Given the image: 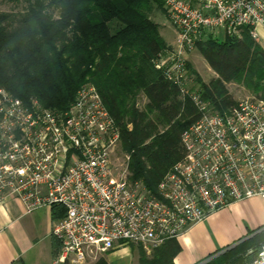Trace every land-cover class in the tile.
I'll return each mask as SVG.
<instances>
[{
    "label": "built area",
    "instance_id": "2783aa9c",
    "mask_svg": "<svg viewBox=\"0 0 264 264\" xmlns=\"http://www.w3.org/2000/svg\"><path fill=\"white\" fill-rule=\"evenodd\" d=\"M175 32L154 61L200 116L182 134L184 157L155 193L117 165L118 127L97 90L84 84L65 112L24 103L0 89V203L24 213L58 207L52 264H93L126 246L147 253L211 214L248 199L264 200V97L241 99L220 114L202 101L186 56L211 38L239 37L264 24V0H161ZM122 153V152H121ZM124 154V153H123ZM252 264H264V248Z\"/></svg>",
    "mask_w": 264,
    "mask_h": 264
},
{
    "label": "trees",
    "instance_id": "16d2710c",
    "mask_svg": "<svg viewBox=\"0 0 264 264\" xmlns=\"http://www.w3.org/2000/svg\"><path fill=\"white\" fill-rule=\"evenodd\" d=\"M8 1L24 9L0 12V89L62 113L81 86L92 85L118 127L129 178L155 193L184 157L181 136L200 116L155 68L167 48L160 25L150 18L153 4L162 6L161 0ZM195 50L216 77L202 82L189 63L188 73L214 111L222 114L235 104L229 85L264 97V50L247 30L221 42L208 38ZM139 97L145 100L142 107ZM52 209L62 216L61 208ZM131 248L137 264H174L180 252L176 239L149 255ZM262 248L264 226L200 264H252ZM93 264L108 263L101 256Z\"/></svg>",
    "mask_w": 264,
    "mask_h": 264
},
{
    "label": "crops",
    "instance_id": "0c3cea01",
    "mask_svg": "<svg viewBox=\"0 0 264 264\" xmlns=\"http://www.w3.org/2000/svg\"><path fill=\"white\" fill-rule=\"evenodd\" d=\"M255 34L254 40L264 50V24L256 27ZM60 212L42 207L26 214L17 199L0 203V264H52L58 242L51 235V229L61 217ZM263 226L264 200L253 198L232 204L184 231L176 239L180 252L173 263L200 264L219 250L250 237V233ZM120 253L131 256L127 247L103 256L108 264H112Z\"/></svg>",
    "mask_w": 264,
    "mask_h": 264
},
{
    "label": "rangeland",
    "instance_id": "374dc122",
    "mask_svg": "<svg viewBox=\"0 0 264 264\" xmlns=\"http://www.w3.org/2000/svg\"><path fill=\"white\" fill-rule=\"evenodd\" d=\"M24 9V4L19 3L15 4L8 0H0V12H17ZM150 18L153 22L157 23L161 27V37L164 40V42L169 45H173L175 41V32L171 25L169 24L167 20L166 11L163 9L162 6H156L153 4L152 6V12L150 14ZM225 37L223 35H220L218 38V41H223ZM187 62L190 64L191 69L198 75V77L201 79L202 82L207 83L210 79L213 78V73L208 69L207 64L203 60V58L199 55V53L194 50L191 53H189L186 56ZM228 91L233 99L234 102H237L241 99H244L246 97L251 96V93H249L247 90L243 89L242 87H239L237 85H229ZM260 96V95H259ZM145 103V100L143 97H139L138 99V106L142 107ZM115 153L114 155V162L117 165L122 164L123 162V151L120 149ZM127 249L131 252V256H128L124 253H120V256L117 259H114L112 261V264L116 261L119 264H137V255H135L132 252V246H126ZM136 248H140L138 246H135ZM142 249V248H140ZM143 250V249H142ZM147 255H149L151 252L147 253L145 250H143ZM211 259V258H210ZM209 259L203 261L202 263H205Z\"/></svg>",
    "mask_w": 264,
    "mask_h": 264
}]
</instances>
